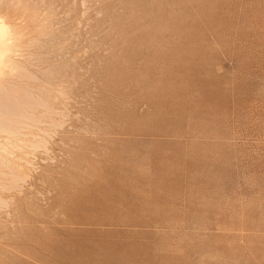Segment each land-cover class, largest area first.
I'll return each instance as SVG.
<instances>
[{"label": "rangeland", "instance_id": "374dc122", "mask_svg": "<svg viewBox=\"0 0 264 264\" xmlns=\"http://www.w3.org/2000/svg\"><path fill=\"white\" fill-rule=\"evenodd\" d=\"M40 1L69 112L0 264H264V0Z\"/></svg>", "mask_w": 264, "mask_h": 264}, {"label": "bare ground", "instance_id": "6f19581e", "mask_svg": "<svg viewBox=\"0 0 264 264\" xmlns=\"http://www.w3.org/2000/svg\"><path fill=\"white\" fill-rule=\"evenodd\" d=\"M43 2L47 3L40 0H0V229L4 230L7 224H11L7 220L9 212L19 207L25 181L32 177L29 176L33 163L31 158H35L40 150L45 151L42 156L46 153L52 134L63 128L69 112L70 87L67 80L61 79L66 78L60 76L63 72L60 74L59 69L64 71L70 61L65 59L68 62L60 63L64 56L61 59L56 56L58 51L62 54L63 38L55 36L59 34L58 26L53 25L56 31L52 29V21L56 19L52 10L54 5ZM65 31L60 33L64 36L68 33ZM51 154L53 157L54 152Z\"/></svg>", "mask_w": 264, "mask_h": 264}]
</instances>
